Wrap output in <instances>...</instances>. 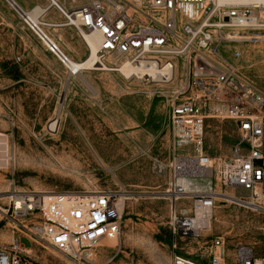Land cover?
<instances>
[{
  "label": "built area",
  "instance_id": "1",
  "mask_svg": "<svg viewBox=\"0 0 264 264\" xmlns=\"http://www.w3.org/2000/svg\"><path fill=\"white\" fill-rule=\"evenodd\" d=\"M35 8L36 15L22 11L24 23L68 76L91 69L79 68L53 39L52 31L66 27L85 41L86 36L97 37L91 68L114 71L118 58H123L145 69L132 76L168 86L169 148L160 170L166 176L173 237L196 239L210 229L218 199L227 197L222 189L239 193L242 198L237 201L246 207L264 210V89L235 65L242 54L239 48L230 51L232 60L221 50L235 31H264V0H81L74 7L46 0L30 10ZM210 119H228L236 126L237 137L227 154L207 152ZM4 169H11V156L9 146L0 144V170ZM203 177L214 181L207 191L186 185L187 180ZM8 190L0 196V201L6 200L0 203V222L10 224L14 236L0 247V264H38L30 254L37 245L90 261L103 241L120 235L121 214L112 191L89 196L18 191L13 181ZM23 236L30 247L21 245ZM209 249L207 264H264V255L242 242H236L227 256L219 235L211 238ZM171 264L200 262L175 252Z\"/></svg>",
  "mask_w": 264,
  "mask_h": 264
},
{
  "label": "rangeland",
  "instance_id": "2",
  "mask_svg": "<svg viewBox=\"0 0 264 264\" xmlns=\"http://www.w3.org/2000/svg\"><path fill=\"white\" fill-rule=\"evenodd\" d=\"M15 1L27 11L34 4L46 3ZM59 1L67 7L76 3ZM259 33L264 36V31ZM52 34L72 59L85 58L86 45L74 29L61 28ZM236 44L242 54L235 64L264 89V41L256 53L251 48L258 43ZM234 45L221 46L229 60ZM79 75L67 76L62 63L29 31L18 10L0 0V133L6 135L11 156V169L0 170V192L9 191L12 181L18 191H112L121 214L119 237L103 241L90 261L37 245L30 254L38 264H171L175 252L207 264L210 240L218 235L224 238L227 256L236 242L264 255V210L243 203L218 199L211 227L199 238L182 240L171 235L166 176L160 170L169 148L166 86L134 76L127 79L112 71ZM56 115L59 127L49 131L47 126ZM207 125L208 154H227L237 137L233 121L210 119ZM191 187L208 189L199 182ZM10 226L0 222V247L13 239ZM20 243L31 246L25 236Z\"/></svg>",
  "mask_w": 264,
  "mask_h": 264
},
{
  "label": "bare ground",
  "instance_id": "3",
  "mask_svg": "<svg viewBox=\"0 0 264 264\" xmlns=\"http://www.w3.org/2000/svg\"><path fill=\"white\" fill-rule=\"evenodd\" d=\"M10 5H12L14 8H16V10H18V12L20 14H22V8L21 6H19V4L15 1V0H7ZM36 1V0H35ZM59 1V0H58ZM62 3V2H61ZM81 3V2H80ZM79 2H77L74 6H77L80 4ZM63 4V3H62ZM64 5V4H63ZM65 6V5H64ZM25 12H28L30 15H36L38 14L39 10L37 8L33 9V10H29V11H25ZM247 34V33H246ZM246 34H242L240 31H235L233 33L230 34V43H235L234 45V48H237V44L236 43H240V42H251V43H258L256 46H252L251 49H254V53H256L255 51V48H259L263 41H264V36L261 35L262 33H256V35H246ZM86 41H84V44L86 45V58H83V59H80V60H74V63L79 67V68H86V69H91V70H84L86 71L87 73L88 72H91L92 70H99L97 68H91V64L92 62L94 61V58H95V55H96V52H97V37L96 36H86ZM53 39H56L58 41V43L60 42L53 34ZM60 44V43H59ZM249 51V52H248ZM247 55L250 56L252 55V51L250 53V50H247ZM90 56V57H89ZM89 57V58H88ZM88 58V59H87ZM118 67L117 69H114V71L112 72H116V73H119V74H122L125 78L127 79H130L132 78V74L136 73H140V72H143L145 69L143 68H139V67H132L130 65H128L126 63V61L123 59V58H118ZM237 65V64H235ZM238 66V65H237ZM106 70V69H105ZM110 70V69H107V71ZM83 72V71H82ZM68 76V75H67ZM80 76V75H79ZM77 76V77H79ZM141 81V80H140ZM88 86L89 84L86 83ZM90 87V86H89ZM168 87V86H166ZM92 89V88H91ZM58 118H59V115H56L55 117H53L48 126H47V129L49 131H57L58 127H59V121H58ZM0 144H4L8 147L7 145V139H6V135L3 134V133H0ZM193 182H199V185H206L208 187L207 190H209L212 186V180L210 179V177H203V178H196V179H190V180H187L186 181V185L188 186V188H190L191 190H194L192 189V183ZM205 190V191H207ZM22 191H28V190H22ZM33 191H39V192H52L50 190H33ZM198 191H203L201 189H199ZM66 192V191H65ZM98 192H101L100 190H94L92 192L90 191H85L83 196H89L93 193H98ZM0 193H9V191L7 192H0ZM122 198L126 197L125 194H121L120 195ZM239 198H242L241 196L235 194L234 192H230V193H227V197H225L226 201L228 202H234V203H240L239 201H237V199ZM121 203L122 201H120L117 206L118 208H120L121 206Z\"/></svg>",
  "mask_w": 264,
  "mask_h": 264
},
{
  "label": "crops",
  "instance_id": "4",
  "mask_svg": "<svg viewBox=\"0 0 264 264\" xmlns=\"http://www.w3.org/2000/svg\"><path fill=\"white\" fill-rule=\"evenodd\" d=\"M43 1L45 2V0H42V3H44ZM75 1H76V3H77V2H79V3L81 2V0H79V1H78V0H75ZM62 3H63V2H62ZM76 3H75V4H76ZM63 4L67 7V5L65 4V2H64ZM22 11H27V10L22 9ZM28 11H29V10H28ZM52 11H53V10H52ZM51 14H52V15H55V13H51Z\"/></svg>",
  "mask_w": 264,
  "mask_h": 264
}]
</instances>
